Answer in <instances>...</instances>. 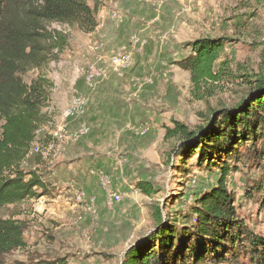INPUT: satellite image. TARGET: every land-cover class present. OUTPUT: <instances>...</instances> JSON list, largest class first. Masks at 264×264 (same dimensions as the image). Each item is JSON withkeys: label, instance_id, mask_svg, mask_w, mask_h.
Segmentation results:
<instances>
[{"label": "rangeland", "instance_id": "1", "mask_svg": "<svg viewBox=\"0 0 264 264\" xmlns=\"http://www.w3.org/2000/svg\"><path fill=\"white\" fill-rule=\"evenodd\" d=\"M87 2L91 7L98 5V24H101L103 19H108L109 24L115 26L126 21L131 23V28L124 34V43L120 46L123 48V45H131L133 48V45H136L135 51H131L132 59L134 53L133 63L127 69H120L122 75H115L125 79V83L119 87L120 90L111 93L119 92L129 99L128 104L140 103L137 102L139 99L144 103V107H155L159 111L155 117L148 115L143 121L141 118L138 121L131 120L133 125H145L148 129L144 134L147 147L143 148L138 156L129 154L118 145V134L102 133L104 121L107 119L104 117L106 113L96 115L92 124L85 112L81 113L80 129L85 131L81 136V155L85 159V164L80 169L83 173L81 181L76 184L66 182L58 186L47 182L48 193L45 197L29 198L0 208V217H14L27 223L26 247L12 254L9 257L10 262L31 264L32 261L47 260L56 261L57 264H122L128 249L155 228L150 209L152 203L159 202L163 207L169 197L183 191L181 202L173 209H186L193 203L195 193L211 186L217 180L218 172L210 174L196 166H191V174L185 180L178 176L172 164L168 162L169 153L177 141L165 138L166 126L173 127L172 120L175 119L196 130L206 121L204 115L210 116V109L220 108L222 105L233 106L246 94L247 88L242 79L235 78L233 82L221 83L212 96L196 98L193 95L189 72L176 64L190 54L188 43L206 36L228 37L231 43L225 49V55L232 60L231 67L235 75L243 74L244 70L241 71V68L244 66L250 67V72L252 69L256 72L262 69L264 0ZM46 25L50 31L64 34L66 44L62 51L58 48L51 51L49 44L44 43L47 50L40 55L41 64L28 67L23 75L28 83L39 75L45 76L53 87L50 90L48 106L44 109L49 121L40 126L29 156L21 162L25 171L38 170L45 181L49 166H46L47 161L42 153H36L35 148L46 146L49 140L45 126H51L52 123L54 126L56 123V120L52 121L53 117H50L54 113L52 109H60L55 103L54 89L62 85L69 89L84 75L87 63L93 60L92 56H86L89 52H96L91 47L94 42L99 47L104 38L96 33L85 32L78 25L59 22ZM139 45H144L143 49H140ZM82 54H85V58ZM138 58L143 60L141 67L145 71L141 76L134 73ZM138 78L147 84L144 91L131 85L132 80ZM3 123L0 118V137ZM98 159L100 163L102 161L105 164L99 167V171L92 173V168L87 166ZM195 159L190 161L192 165ZM34 163L39 164V167L35 169ZM246 172L252 177L258 175L254 168L249 171L245 168L243 172L234 171L228 177L229 187L235 191L237 202H241L239 212L242 218L261 234L264 233V211L259 209L255 201L245 198ZM141 180L149 181L156 192L150 196L143 194L138 188ZM68 189L76 190L83 197L78 214L51 212L42 215L36 212L37 202L47 205L50 203L48 198L65 194ZM114 191L122 195V202L109 207L108 196Z\"/></svg>", "mask_w": 264, "mask_h": 264}, {"label": "trees", "instance_id": "2", "mask_svg": "<svg viewBox=\"0 0 264 264\" xmlns=\"http://www.w3.org/2000/svg\"><path fill=\"white\" fill-rule=\"evenodd\" d=\"M98 5L87 0H0V208L37 198L48 193L47 184L36 170L25 171L26 158L37 131L48 122L44 109L53 84L45 76L26 82L28 67L39 66L40 55L58 48L62 51L66 36L50 31L46 23L78 25L92 32L98 25ZM228 37H200L188 43L190 54L176 64L189 72L193 95L212 96L221 83L241 78L246 94L233 106L210 109L211 114L198 128L172 120L165 138L176 139L168 162L183 180L196 166L210 174L216 183L195 193L186 209L173 207L184 193L167 199L163 207L150 206L155 228L132 245L122 264H264V233H257L240 215L241 202L229 187L234 171L256 169L258 175L245 174V198L264 211V62L260 72L240 67L235 75L232 60L225 55ZM264 48L262 49V51ZM195 159L192 165L190 161ZM192 166V167H191ZM184 183H182L183 185ZM138 188L147 196L156 191L147 180ZM27 223L14 217H0V264L26 247ZM30 261V260H29ZM42 262V263H40ZM57 264L56 261H32L31 264Z\"/></svg>", "mask_w": 264, "mask_h": 264}, {"label": "crops", "instance_id": "3", "mask_svg": "<svg viewBox=\"0 0 264 264\" xmlns=\"http://www.w3.org/2000/svg\"><path fill=\"white\" fill-rule=\"evenodd\" d=\"M107 20L108 19H103L101 24H98V26L95 28V31L91 32L92 34L96 33L97 35L104 36V38L102 37L103 39L101 40V45H99V47L96 45L97 43L94 42V46L91 47V49H95L96 52H89L88 56H86L93 57V60L89 61L87 64L95 62L100 67H104L106 69V76L103 79L97 81L94 85L89 86L85 81L84 72V75L77 79V81L69 89H66L65 85L58 87L59 90L58 88L54 89L55 103L59 105L60 109L58 108L59 111L52 109L54 113L53 115H50V117L52 116V121L56 120V123L54 126L53 123L51 126H45V129L47 130L46 132H48L46 136L49 142L61 139L62 144L58 151L42 154V156H44L43 158L47 161L46 166H49V172L46 175L47 181L42 179L46 184L47 182L48 184L51 183L53 186L65 184L66 182L76 184L81 181V178H83V173L80 171L81 166L85 164V159L82 158L83 156L81 155L83 151V145L81 137H74L81 128L79 123L81 113L68 118H65L63 115L64 109L67 108L73 100L72 89L74 87L84 94L87 99V105L84 109V112L88 117V120L91 121L90 124H92V121H95L94 118L96 115L104 112L106 113V116L104 117H107V119L103 124V134H118V145L126 150V152L129 154L134 153L138 156L140 155L143 148L147 147V143H145L147 138L144 136V134L148 129L145 127V125H140L138 123V126L133 125L131 120L134 119L138 121L139 118H141L143 121V119L148 115L155 117V114H158L157 111H159V109L155 107L148 109L144 107V103L139 101V99H137V102L140 103L128 104L127 102L129 99H126L125 96L119 92L111 93L114 90H120L121 88L119 89V87L124 86L123 83H125V79L115 76L116 74L122 75V72L119 71L124 69L117 71L111 64V57L116 52L122 51L131 54V51H135L136 45H133V48L131 45H123V48L120 46L122 43H124V34L131 28V23L126 21L125 23H121V25L117 23L115 26L110 25ZM118 46H120V48ZM139 46L140 49H143L142 47L144 45ZM140 49L139 52L141 51ZM85 54H82V57H84ZM132 55L134 59V53H132ZM105 59H107V61ZM104 64L106 65L104 66ZM142 64L143 60L138 58L137 66L134 69V73L138 76H141L142 72H145L144 69L142 70ZM132 82V87H138L139 90L143 91L147 85L146 82L140 81L139 78L132 80ZM126 86L127 84L125 87ZM97 90H104L108 92L96 93L95 91ZM121 118H123V121H121ZM125 118H127V120H125ZM133 123H135V121H133ZM106 126H108V128ZM104 164L105 162L101 161L100 163V160L98 159L96 162H91V165L88 164L87 167H91V172L93 173L94 171H99V167ZM36 167L38 168L39 164L34 163V168L36 169ZM46 195L47 194L41 195L40 197L43 198ZM48 200L50 203L47 205L42 204V202H37L36 212L42 215H48L51 212H63L67 213L68 215L73 213L78 214L82 207L80 203L83 201V197L76 190L68 189L65 194H58L56 198L51 197L48 198ZM94 205L95 203H93L92 207H94Z\"/></svg>", "mask_w": 264, "mask_h": 264}, {"label": "built area", "instance_id": "4", "mask_svg": "<svg viewBox=\"0 0 264 264\" xmlns=\"http://www.w3.org/2000/svg\"><path fill=\"white\" fill-rule=\"evenodd\" d=\"M113 67L119 71L120 69H127L133 63V59L131 54L128 52H116L110 59ZM106 76V69L104 67H100L97 63L92 62L89 63L87 68L85 69V81L89 86L94 85L97 81L103 79ZM73 91V100L70 105L64 109L63 115L65 118L75 116L79 113H82L87 105V99L76 87L72 89ZM84 130H79L75 134V138H79L84 134ZM62 141L58 139L56 141H50L46 144L45 147L41 148L37 146L35 148V152L42 154L52 153L54 151H58L61 147ZM31 153V152H30ZM29 156V153L28 155ZM122 201V195L118 192H110L108 196V206L112 207L115 204H118ZM90 208V207H89Z\"/></svg>", "mask_w": 264, "mask_h": 264}]
</instances>
